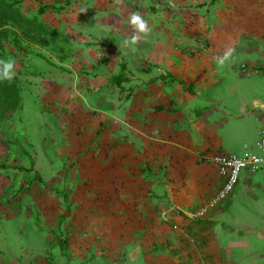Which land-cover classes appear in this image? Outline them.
Listing matches in <instances>:
<instances>
[{"label":"crops","instance_id":"1","mask_svg":"<svg viewBox=\"0 0 264 264\" xmlns=\"http://www.w3.org/2000/svg\"><path fill=\"white\" fill-rule=\"evenodd\" d=\"M29 1L37 11L40 0ZM48 4L40 21L66 30L73 42L67 58L54 55L51 66L72 73L61 69L62 75L44 79L46 74L38 71L34 82L36 96L56 111V127L62 132L61 140L54 136L56 146H67L73 155V189L64 210L58 203L44 206L42 190L34 202L37 190L26 188L23 180L26 203L49 212L52 219L56 216L55 228L61 215L69 228L70 247L69 240L80 233L73 227L85 229L83 251L66 253L70 259L79 257L82 264H199L182 235L185 231L195 237L209 264H237L235 251L246 250L237 246L240 230L264 227V168L242 172L232 196L204 220L189 217L220 186L218 172L205 156L241 153L256 146L264 133V0ZM133 13L148 21L151 32L136 45H125V40L139 35L129 23ZM34 47L40 54L55 51L50 42ZM226 53L228 59L219 64ZM18 60L15 69L21 71ZM71 76L80 88L71 86ZM114 80L121 83L115 90ZM100 85L108 88L109 96L100 100L113 110L115 140L109 132L92 135L91 128L97 130L106 120L96 117L102 125H92L96 118L87 115L77 99L91 88L100 93ZM222 88L228 95H219ZM22 110L23 95L21 107L0 122V140L8 137L7 127L10 132L22 129L16 120L9 122ZM97 136V150L86 152ZM9 153L16 155L11 148ZM5 156L0 158L1 195L9 173L21 181L18 168L6 170L10 162L3 161ZM6 204L0 203V214ZM23 255L0 250V264H25L20 262Z\"/></svg>","mask_w":264,"mask_h":264},{"label":"rangeland","instance_id":"2","mask_svg":"<svg viewBox=\"0 0 264 264\" xmlns=\"http://www.w3.org/2000/svg\"><path fill=\"white\" fill-rule=\"evenodd\" d=\"M21 1L20 8L22 12L29 18L35 16L39 20L41 15L45 14L49 6H51L48 4L50 0H40L41 5L34 12V7L29 3V0ZM40 11L42 12L41 14ZM40 24L44 25V31L39 34L40 39L50 42L55 51L42 52L41 54L36 52L34 46L39 42L36 38L34 40L31 39V36L34 35L33 31L29 32L27 36L21 35L19 39V44L22 43L24 52H18L8 46L6 47L7 57L13 58L15 62L19 58L18 61L22 67L21 71L15 69V80L21 88V98L23 95V110L16 119L13 117L9 121L12 123L16 120L21 123L22 129L16 132L8 131L9 127L5 129V137L7 135L8 137L5 140H0V158H4V153H6L3 161L10 162H8V165L6 164L9 168L6 170L12 171L18 168L21 171V181H14L9 173L7 175L9 179L5 184V190L2 195L0 194V203L2 204V200H4L9 206L11 205V209L9 210V206L6 204L4 208L5 213L0 214V250L15 255L24 254L20 258V262L25 264H82V260L79 257L70 259L66 253H81L83 251L82 241L85 238L81 232L85 229L73 227L76 231L80 232V235L76 233L74 235L76 237L69 240L70 247L67 240L69 228H67L65 219L60 215L57 221L58 226H60L55 228L53 225L55 224L54 220H56V216L52 219L49 212L33 210V206L28 202L26 203L28 199L26 200V197L23 195L24 191L21 190V187L24 185L22 182L25 180L26 188L37 190L34 195V202L35 200L38 201L39 190H42L43 196L41 199L44 206L58 203L61 209H66L68 203L71 202L70 196L73 189L72 182L70 181V178H72L73 165L71 160L73 159V155L69 152L67 146H56L57 139L58 141L61 140L58 134L62 133L56 127L57 119L53 116L56 111L53 110V105L51 107L47 106L36 96L38 95L36 93L38 86L34 82V79L38 77L36 75L38 71H43L46 74L44 79H49L56 74L62 75V73L64 74L68 71L69 74L72 73L68 69L51 66V59L52 56L56 55L58 60H65L71 50L70 48L73 47V42L68 38L66 30L49 28L42 21H40ZM35 30L40 31L43 29L35 28ZM112 39H115V37H112ZM94 68H99V66L95 65ZM240 68L244 69V65H240ZM61 69L65 70H62L61 73ZM79 71L82 73L83 69H79ZM86 72L92 74L88 68ZM88 73L86 75H89ZM70 80L72 87L75 89L76 87L80 88L79 81L75 80L73 76L70 77ZM59 85L63 86L61 83ZM111 86L115 90V86H121V83L114 80ZM127 87L128 84L123 87V90ZM99 89L100 93H97V90L93 92L91 88V90L81 95H75L79 96L77 99L80 101L81 107L87 115H92L94 120L96 117L106 120V123L97 130L91 128L92 135L94 133L96 135L102 133L100 135L102 136L104 133L107 134L109 132L110 134H107V136L115 140L118 134L114 131L115 120L113 110L106 107L105 102L100 100V98L105 99L109 96L108 88L105 85H100ZM189 90L191 91V95L195 94L193 89ZM217 92H219V95H228L227 90L225 91L223 88ZM3 111L5 110H0V113H3ZM7 115H0V122H4V118ZM97 118L95 121H92V125H102V122L100 123ZM224 119H227V117L224 116ZM54 136L57 139H54ZM52 138L54 139L53 141H51ZM98 139L97 136L96 141L91 145L92 147L90 148L89 146L88 149H85L86 152L97 150ZM3 148L5 152L1 151ZM10 148L16 155L9 153ZM223 150L225 151V149ZM13 162H15V165H12ZM20 164L23 166L19 167ZM63 214L65 215V212ZM50 220L52 221L48 224L47 222ZM177 228L173 227L172 230L177 231ZM240 232L243 236L241 239L236 240L238 242L237 246H244L243 249L245 248L247 251H235L236 254L233 261H236L237 264H264V227H250L241 229ZM95 251L96 247L92 246L91 252ZM41 257L43 261H40Z\"/></svg>","mask_w":264,"mask_h":264},{"label":"built area","instance_id":"3","mask_svg":"<svg viewBox=\"0 0 264 264\" xmlns=\"http://www.w3.org/2000/svg\"><path fill=\"white\" fill-rule=\"evenodd\" d=\"M205 160L216 168L220 186L210 198L190 214L189 218L193 221L204 220L211 211L224 205L235 192L242 172L254 173L264 168V133L256 146L246 147L241 153L208 154ZM182 235L194 249L199 264H209L204 257L203 248L197 244L195 237L186 231Z\"/></svg>","mask_w":264,"mask_h":264},{"label":"trees","instance_id":"4","mask_svg":"<svg viewBox=\"0 0 264 264\" xmlns=\"http://www.w3.org/2000/svg\"><path fill=\"white\" fill-rule=\"evenodd\" d=\"M21 0H0V58H8L6 47L23 51L22 43L19 44L21 35L33 31L31 39H38V42H46L40 39L39 34L44 31V25L40 24L38 17H26L20 8ZM42 12L40 11V14ZM35 28L43 30L37 31ZM14 79L11 83H0V110H5L0 115H7L21 107V88Z\"/></svg>","mask_w":264,"mask_h":264},{"label":"clouds","instance_id":"5","mask_svg":"<svg viewBox=\"0 0 264 264\" xmlns=\"http://www.w3.org/2000/svg\"><path fill=\"white\" fill-rule=\"evenodd\" d=\"M129 23L133 26L134 33H138L139 35H132L129 39L125 40V45H136L138 40L151 32V29L148 27V21L138 13L131 15ZM229 55L230 53H226L223 57L219 58L218 63L223 65ZM15 78V60L13 58H0V83H11Z\"/></svg>","mask_w":264,"mask_h":264}]
</instances>
